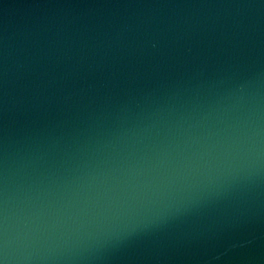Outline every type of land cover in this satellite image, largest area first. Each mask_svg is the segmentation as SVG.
I'll return each mask as SVG.
<instances>
[{"label":"water","instance_id":"1","mask_svg":"<svg viewBox=\"0 0 264 264\" xmlns=\"http://www.w3.org/2000/svg\"><path fill=\"white\" fill-rule=\"evenodd\" d=\"M0 264H264V0H0Z\"/></svg>","mask_w":264,"mask_h":264}]
</instances>
